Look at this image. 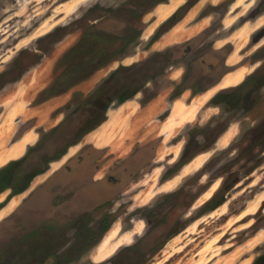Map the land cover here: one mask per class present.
Here are the masks:
<instances>
[{
  "label": "rangeland",
  "instance_id": "374dc122",
  "mask_svg": "<svg viewBox=\"0 0 264 264\" xmlns=\"http://www.w3.org/2000/svg\"><path fill=\"white\" fill-rule=\"evenodd\" d=\"M88 29L109 56L84 54L97 68L68 85ZM96 123L50 169L93 144L101 174L114 167V198L81 230L33 240L27 261L9 222L2 264H264V0H0V170L15 164L10 187L58 134ZM25 132L22 152L7 154ZM10 193L0 189V205Z\"/></svg>",
  "mask_w": 264,
  "mask_h": 264
},
{
  "label": "flooded vegetation",
  "instance_id": "af4514ba",
  "mask_svg": "<svg viewBox=\"0 0 264 264\" xmlns=\"http://www.w3.org/2000/svg\"><path fill=\"white\" fill-rule=\"evenodd\" d=\"M91 30H86L83 35L92 32ZM200 60L202 59H196L195 63ZM218 67L222 68V65L219 66L218 60L209 65L211 72ZM77 68L79 71L73 74L72 79L69 80L71 83L69 82L68 85L87 78L97 67L88 69L86 64H80ZM98 125L99 123H96L89 128L73 127L64 134L57 133L58 137L54 147H51L52 151L48 154L47 159L42 161L41 166L37 164L39 160L35 158L31 161L32 169L22 176L20 182L16 183L14 187H10L12 179L8 181L7 187L11 189L10 197L0 205V210L5 207L11 198L20 196L21 199L8 215L2 216L0 228L6 226L9 222L12 223L13 230L18 234L14 239L17 244L15 250L24 252V256L27 258L26 261L32 259V255L36 251L33 245L38 242H32L33 240H39L45 232H50L54 236L55 231H62V233L71 231L72 233L81 230L84 225L88 226L92 223L93 220H88L87 215L91 211L99 210L97 205L100 204L101 199L114 198V185L118 184V179L114 178V167L109 166L107 172L101 174L104 166L100 162L102 153L93 144L79 147L64 162H60L55 168L50 169L52 163L61 160L55 156L58 152L60 153L64 149L68 150L74 144H77L79 142L78 137L81 134L84 136ZM56 132H58V128L52 133L51 139L57 136ZM77 134L79 136H76ZM29 150L30 148L17 160L20 163L19 167L29 159ZM63 155L64 153L61 156ZM98 156H100V159H98ZM48 171L50 173L44 176ZM39 177L43 178L30 189L33 181ZM102 221L97 222L98 227H101ZM65 235L63 233L64 237ZM69 237H73V235L70 234ZM20 239L21 241H19ZM0 264H2V260H0Z\"/></svg>",
  "mask_w": 264,
  "mask_h": 264
},
{
  "label": "trees",
  "instance_id": "16d2710c",
  "mask_svg": "<svg viewBox=\"0 0 264 264\" xmlns=\"http://www.w3.org/2000/svg\"><path fill=\"white\" fill-rule=\"evenodd\" d=\"M102 46V47H101ZM87 49V52L84 51V49ZM79 49L78 51H76L74 53V55H78L80 56V61H79V64H85V63H88L90 62L91 60H89L88 62H86L85 60H87V55L89 52H91L92 55H96L97 53L100 52L99 55H104V56H109V54L107 53V48L105 45H100L99 46V43L96 39V34L95 33H91V32H88L86 34H84L81 39L77 42L76 45H74L72 47V50L71 51H74V50H77ZM82 50V51H81ZM82 52V53H81ZM84 54H87L86 56ZM64 59V57H63ZM77 71L75 72H78L79 69L76 68ZM90 73V72H89ZM224 90L222 91V94H224ZM218 94L215 95V97L217 96ZM15 164L12 163V164H9L7 166V170L3 168V170H0V189H2L3 186H7L8 185V181L10 179H12V173L13 171L11 172L13 166ZM107 228V225L104 226V230Z\"/></svg>",
  "mask_w": 264,
  "mask_h": 264
},
{
  "label": "bare ground",
  "instance_id": "6f19581e",
  "mask_svg": "<svg viewBox=\"0 0 264 264\" xmlns=\"http://www.w3.org/2000/svg\"><path fill=\"white\" fill-rule=\"evenodd\" d=\"M171 7L172 6H170V8L169 9H171ZM161 9V8H160ZM170 11V10H169ZM169 11L166 9L165 11H163V13H164V15H166V14H168L169 13ZM102 73V72H101ZM100 75V74H99ZM99 76L97 75V78H98ZM96 82V81H95ZM87 83H90V82H87ZM92 83V82H91ZM86 84V83H85ZM84 84V85H85ZM93 84V83H92ZM87 85V84H86ZM88 86H89V84H88ZM39 112H37V114H38ZM29 138H30V135H29V133H27V132H25V134H24V136L22 137V139L19 141V142H15V144L14 145H12L10 148H9V150L7 151V154H12V156H18L21 152H22V150H23V148H24V146L26 145V144H28L29 143ZM88 138V137H87ZM90 138V137H89ZM95 140V139H94ZM97 141V140H96ZM98 142V141H97ZM97 142H96V144H97ZM71 150V149H70ZM2 155V154H1Z\"/></svg>",
  "mask_w": 264,
  "mask_h": 264
},
{
  "label": "crops",
  "instance_id": "0c3cea01",
  "mask_svg": "<svg viewBox=\"0 0 264 264\" xmlns=\"http://www.w3.org/2000/svg\"><path fill=\"white\" fill-rule=\"evenodd\" d=\"M193 101V100H192Z\"/></svg>",
  "mask_w": 264,
  "mask_h": 264
}]
</instances>
